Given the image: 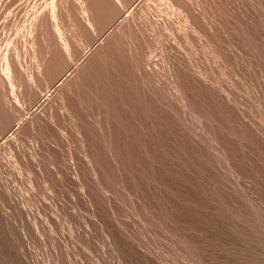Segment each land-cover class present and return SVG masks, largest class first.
<instances>
[{
	"label": "rangeland",
	"instance_id": "1",
	"mask_svg": "<svg viewBox=\"0 0 264 264\" xmlns=\"http://www.w3.org/2000/svg\"><path fill=\"white\" fill-rule=\"evenodd\" d=\"M0 264H264V0H0Z\"/></svg>",
	"mask_w": 264,
	"mask_h": 264
}]
</instances>
